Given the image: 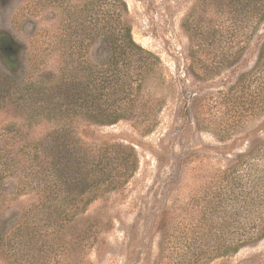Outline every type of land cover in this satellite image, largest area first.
Returning a JSON list of instances; mask_svg holds the SVG:
<instances>
[{
    "label": "rangeland",
    "instance_id": "obj_1",
    "mask_svg": "<svg viewBox=\"0 0 264 264\" xmlns=\"http://www.w3.org/2000/svg\"><path fill=\"white\" fill-rule=\"evenodd\" d=\"M84 1L40 6L35 0H0V84L9 74L24 84L44 80L75 59L56 48L63 47L60 35L67 18L73 15L77 22ZM124 1L133 39L160 59L161 74L172 89L150 134L122 121L83 133L133 146L139 169L124 189L102 195L83 214L60 204L58 212L53 207L49 211L51 217L47 210L36 211L29 188L1 200V214L12 211L9 228L14 229L0 242V264H264V240L209 261L210 243H204L208 205L222 210L220 173L246 150L249 131L260 124L264 129V118L237 124L222 104V94L253 67L264 24L234 65L225 64L209 78H198L182 28L197 1ZM237 48L225 47L218 53H235ZM16 109L8 101L0 103V141L6 137L3 132L22 145L42 141L50 127L45 122L29 125ZM259 136L264 137V131ZM24 154L19 153L27 158ZM204 214L207 220L202 222ZM163 215L170 225L166 236L161 234Z\"/></svg>",
    "mask_w": 264,
    "mask_h": 264
},
{
    "label": "trees",
    "instance_id": "obj_2",
    "mask_svg": "<svg viewBox=\"0 0 264 264\" xmlns=\"http://www.w3.org/2000/svg\"><path fill=\"white\" fill-rule=\"evenodd\" d=\"M35 1L44 6L62 0ZM196 1L182 28L189 41L192 72L207 79L225 64L234 65L259 33L264 24V0ZM79 11L77 22L73 15L67 18L60 35L63 47L56 48L63 54L67 50L75 59L71 57L59 73H50L44 80L24 84L9 74L0 84L1 104L16 105V113L29 125L45 122L50 127L45 138L32 145L11 142L10 135L2 133L6 137L0 141V201L29 188L36 198V211L47 210L49 217L52 207L58 212V204L85 213L102 195L124 189L139 169L133 146L90 138L83 131L122 121L143 135L150 134L172 89L161 74L160 59L133 39L124 0H85ZM208 11L213 15H207ZM225 47L238 48L235 53H218ZM199 50L205 55H199ZM222 104L237 124L264 118V36L253 67L222 94ZM184 115L190 120L187 111ZM261 126L249 131L246 150L220 173L222 210L217 212L215 205H208L209 221L201 215L202 222L207 220L204 243H210L208 261L264 240ZM8 211L1 214L0 207V242L9 239L8 231L14 229L9 228L14 217ZM216 216L219 221L209 226ZM166 220L163 215V236L170 230Z\"/></svg>",
    "mask_w": 264,
    "mask_h": 264
}]
</instances>
